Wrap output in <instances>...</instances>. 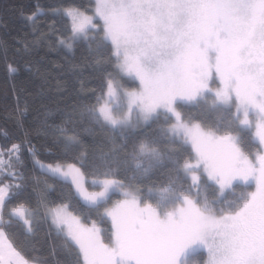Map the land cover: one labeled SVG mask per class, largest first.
Returning a JSON list of instances; mask_svg holds the SVG:
<instances>
[{"label": "snow or ice", "instance_id": "6c2138e0", "mask_svg": "<svg viewBox=\"0 0 264 264\" xmlns=\"http://www.w3.org/2000/svg\"><path fill=\"white\" fill-rule=\"evenodd\" d=\"M19 11L31 39L15 52L47 46L68 76L60 123L46 111L0 146V264H264V0ZM44 243L50 258L30 254Z\"/></svg>", "mask_w": 264, "mask_h": 264}, {"label": "trees", "instance_id": "16d2710c", "mask_svg": "<svg viewBox=\"0 0 264 264\" xmlns=\"http://www.w3.org/2000/svg\"><path fill=\"white\" fill-rule=\"evenodd\" d=\"M87 4L88 0H0V42L8 45L7 60L4 59L3 43H0V146L10 142H20L23 140V131L27 130L33 136H36L37 130L40 127V121L36 118L46 111H51L53 115L49 117V122L59 124L61 117L56 114L59 97L55 93L57 78L64 79L68 76V71L65 67H60L64 64L63 55L57 54L55 51H50L47 46L35 51L34 55H26L16 53L15 49L21 47L18 41L23 39H31V27L20 15V9H23L25 14L30 13L37 5L43 9L58 7L70 3ZM42 20H50L51 17H43ZM83 51L78 49L74 56L75 61H81ZM44 59L41 60L40 58ZM25 61H31L30 67L39 69L40 73H45L48 76L49 83L44 85L41 76L34 75L25 67ZM7 63H13L17 68V72L9 76L7 72ZM88 71H85V76ZM73 83H76L73 81ZM43 85L45 98L43 100L37 97V93ZM78 87V84L76 85ZM97 83H89L88 87H96ZM15 90V94H14ZM75 96V92H72ZM23 110L27 108L24 116H20L16 111L17 103ZM71 103V100L68 101ZM17 119L23 123V129L17 126ZM78 131H82L78 128ZM5 133L12 137L11 141L5 140ZM84 138L90 139L86 134ZM52 139L51 136L45 138L40 132L39 136L33 140V143L40 149L42 156L46 162H51L52 157L43 155L45 149L52 147L48 142ZM55 149L53 148V151ZM25 162L27 170L31 171V161L25 154ZM59 188L54 193H51L53 198L59 196ZM43 235V234H42ZM42 251L30 253L34 256H43L50 258L51 244H42ZM64 259L63 256L58 257Z\"/></svg>", "mask_w": 264, "mask_h": 264}]
</instances>
